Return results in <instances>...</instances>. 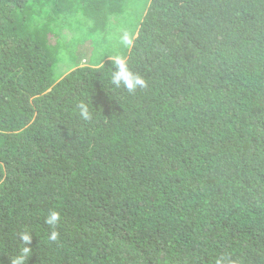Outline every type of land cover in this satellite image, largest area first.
<instances>
[{
    "label": "trees",
    "instance_id": "1",
    "mask_svg": "<svg viewBox=\"0 0 264 264\" xmlns=\"http://www.w3.org/2000/svg\"><path fill=\"white\" fill-rule=\"evenodd\" d=\"M25 232L26 264H264V0H0V264Z\"/></svg>",
    "mask_w": 264,
    "mask_h": 264
},
{
    "label": "clouds",
    "instance_id": "2",
    "mask_svg": "<svg viewBox=\"0 0 264 264\" xmlns=\"http://www.w3.org/2000/svg\"><path fill=\"white\" fill-rule=\"evenodd\" d=\"M120 43L129 48L132 45V40L127 33H124L119 37ZM113 64V72L110 77V83L117 88L123 87L127 89L129 93L136 92L139 88L147 86L145 79L138 73H134L130 70L126 57L120 54H114L110 57ZM102 67V65H97ZM78 116L83 121H90L93 119V114L88 105L84 102H80L77 105ZM61 214L59 211L51 210L45 218V223L52 229L49 239L56 241L59 237L57 227L61 223ZM21 241L26 245L21 249V253L11 260V264H26V259L31 252L29 246L32 241V234L25 232L20 236ZM224 258L217 259L216 264H222Z\"/></svg>",
    "mask_w": 264,
    "mask_h": 264
},
{
    "label": "rangeland",
    "instance_id": "3",
    "mask_svg": "<svg viewBox=\"0 0 264 264\" xmlns=\"http://www.w3.org/2000/svg\"><path fill=\"white\" fill-rule=\"evenodd\" d=\"M61 38L65 41H69L72 37L73 34L66 30V29H62L60 32ZM103 54H105V52H102ZM102 53H98V51H93L92 55H93V59L94 61H96V59H100ZM73 58V57H72ZM75 62H77V60H75ZM74 61L70 62L69 60H66V57H63L62 60H60V62L57 64L56 67V75H58V79L64 77L67 73H69L70 71H72L73 69H75L76 67L79 66H83V65H87V60L84 58V60H80L78 61L79 63L75 64Z\"/></svg>",
    "mask_w": 264,
    "mask_h": 264
}]
</instances>
